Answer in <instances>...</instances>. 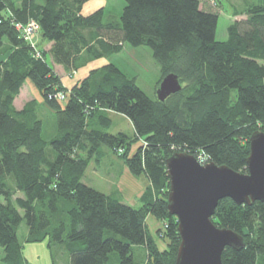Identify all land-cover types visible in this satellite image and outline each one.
Returning a JSON list of instances; mask_svg holds the SVG:
<instances>
[{
  "label": "trees",
  "instance_id": "obj_1",
  "mask_svg": "<svg viewBox=\"0 0 264 264\" xmlns=\"http://www.w3.org/2000/svg\"><path fill=\"white\" fill-rule=\"evenodd\" d=\"M87 1L0 0L1 260L26 264L17 236L24 222L26 241L47 239L49 248L66 252L67 264H111L113 253L116 264H174L180 236L167 209L165 160L185 152L246 172L249 136L264 130V0L227 26L225 40L215 37L221 0H123L118 16L103 6L84 15ZM30 20L50 43L45 52L16 28ZM125 44L148 47L161 79L173 73L181 88L164 100L150 98L114 63L89 69L69 88L55 71L73 73ZM26 79L41 102L32 98L17 108ZM42 105L55 114L49 140ZM113 114L128 118L135 139L142 138L136 149L123 132L107 131ZM105 147L121 153L130 174L147 179L140 206L83 181ZM147 215L164 223L158 231L169 242L165 250ZM211 219L243 237L242 248L223 249V264H264V201L222 198Z\"/></svg>",
  "mask_w": 264,
  "mask_h": 264
},
{
  "label": "rangeland",
  "instance_id": "obj_2",
  "mask_svg": "<svg viewBox=\"0 0 264 264\" xmlns=\"http://www.w3.org/2000/svg\"><path fill=\"white\" fill-rule=\"evenodd\" d=\"M259 0H221V7L218 13V20L216 26L215 37L217 40H225L227 33V26L234 20L243 16L245 9L258 3ZM105 10V14L119 15L123 6V0H89L82 7V14L87 15L99 7ZM33 44L39 53L46 51L45 41L41 39L38 31L31 35ZM7 47V44L1 49ZM4 58V53L0 51V60ZM46 61L50 62L48 54L45 55ZM106 63H114L124 74L134 78L136 84L149 96L155 98L156 86L161 79L160 70L157 63L152 57L151 50L146 46L133 47L129 44H125L123 49L116 54L104 56L89 62L87 65L78 68L73 73L65 72L61 67H55L56 73L62 77V84L66 87H71L78 82L84 76L87 75L89 69L101 66ZM35 98L40 100V95L35 85L26 79L20 89L18 96L14 100V105L20 108L26 101ZM41 102V100L39 101ZM38 115L43 122V138L49 140L55 133V114L44 105L39 106ZM112 122L108 132L117 133L123 132L127 135L128 141L131 142L132 150L136 149L141 144V139H135L134 130L131 122L123 115L116 114L111 116ZM103 155L99 160H94L90 163L85 171L83 181L86 184L92 185L94 188L105 192L118 195L134 207L140 206L139 197L142 192L149 185L144 175L134 176L128 171L121 153L118 154L109 151L104 148ZM50 153V148H48ZM197 158V157H196ZM203 162H206V158L200 155ZM198 160V158H197ZM15 195H18L16 193ZM154 219L152 224L151 220ZM155 222L157 225H155ZM146 223L150 232L154 235L155 241L160 249H166L169 247V242L164 236H161L158 228L164 229V223L156 220L151 215L146 216ZM18 240L22 245V253L26 258V264H67V254L59 246L49 248L47 239L41 241L30 242L26 241L27 227L24 222L18 228L17 231ZM140 259L144 257V251L142 248H135L134 251ZM3 256V250L0 247V264ZM116 253L110 255L111 264H116Z\"/></svg>",
  "mask_w": 264,
  "mask_h": 264
},
{
  "label": "water",
  "instance_id": "obj_3",
  "mask_svg": "<svg viewBox=\"0 0 264 264\" xmlns=\"http://www.w3.org/2000/svg\"><path fill=\"white\" fill-rule=\"evenodd\" d=\"M181 88L178 77L169 73L156 87V97L164 100ZM169 179L167 209L177 220L180 241L174 264H223L225 247L240 249L243 237L218 227L212 216L220 199L228 197L236 204L264 201V130L249 136L246 172L213 162L200 163L185 152L165 160Z\"/></svg>",
  "mask_w": 264,
  "mask_h": 264
},
{
  "label": "built area",
  "instance_id": "obj_4",
  "mask_svg": "<svg viewBox=\"0 0 264 264\" xmlns=\"http://www.w3.org/2000/svg\"><path fill=\"white\" fill-rule=\"evenodd\" d=\"M16 28L17 29H20L21 30V34H22V37L29 41L32 45L33 44V41H32V38H31V35L34 34V32L38 29V25L36 24V22L34 20H30L26 25L24 26H21V25H16ZM58 97L60 99H63L64 98V95L63 94H59ZM198 158V161L202 164L206 163V162H203V159L200 158V157H197Z\"/></svg>",
  "mask_w": 264,
  "mask_h": 264
},
{
  "label": "crops",
  "instance_id": "obj_5",
  "mask_svg": "<svg viewBox=\"0 0 264 264\" xmlns=\"http://www.w3.org/2000/svg\"><path fill=\"white\" fill-rule=\"evenodd\" d=\"M45 44H46V46H47L46 48L48 49V48H49V46H50V43H48V42H46V41H45ZM47 49H46V50H47ZM61 78H62V77H61ZM38 101H40V100H38ZM23 104H24V103H23ZM114 115H116V114H114ZM117 115H118V114H117ZM120 115H121V114H120ZM104 151H105V150H104ZM91 186H92V185H91ZM123 201H124V200H123ZM127 203H128V202H127ZM151 222H152V224H153V222H154V219H153V220H151ZM155 225H157V223H156V222H155Z\"/></svg>",
  "mask_w": 264,
  "mask_h": 264
}]
</instances>
